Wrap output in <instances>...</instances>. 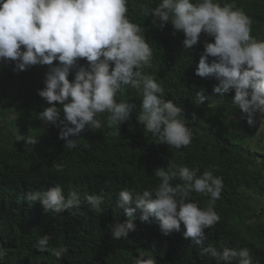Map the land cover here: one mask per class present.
Instances as JSON below:
<instances>
[{
  "label": "trees",
  "instance_id": "16d2710c",
  "mask_svg": "<svg viewBox=\"0 0 264 264\" xmlns=\"http://www.w3.org/2000/svg\"><path fill=\"white\" fill-rule=\"evenodd\" d=\"M159 2L129 0L127 16L141 26L153 49L152 67L142 70L163 86L165 100L182 109L192 129L193 139L187 147L177 149L145 134L136 120L141 97L128 86L117 100L132 103L135 109L131 119L121 125L120 135L109 134L112 129L107 127L105 112L98 116L101 129L86 128L78 146L66 149L59 129L38 118L51 106L38 95L51 66L35 65L17 73L13 71L15 62L0 63V245L8 250L0 264H134L140 251L151 255L157 264H216L203 253L210 245L218 250L248 248L253 264H264V131L260 140L255 139V127L250 128L247 119L241 118L242 112L239 119L243 124L236 126L232 119L238 109L233 103L234 91L223 97L213 94L218 81L195 75L204 43L214 42L212 38L202 34L198 45L185 50L183 32H175L170 22L158 28L153 18L144 14L145 8H154ZM218 2L222 6L234 3L251 19V35L264 40V0ZM78 63L86 65L87 61ZM75 71L68 77L70 82ZM201 89H206L202 104L197 96ZM57 107L62 109L58 103ZM24 136L39 142L25 145ZM170 160L199 168L200 174L213 169L223 177L224 188L215 205L220 221L205 229L207 239L196 245L184 238L183 224L179 232L165 236L154 219L142 222L137 213L136 231L126 240H114L112 225L128 220L117 206L119 192L154 188L160 182L155 169L167 168ZM172 183L180 181L177 178ZM57 184L66 197L72 190L81 194L78 209L45 212L39 201L26 199L28 192L46 191ZM84 193L103 196L101 212L90 209ZM191 196L201 207L209 200L195 192ZM45 234L50 237L49 245L40 250L37 239ZM60 246H66L68 252L58 260L52 249Z\"/></svg>",
  "mask_w": 264,
  "mask_h": 264
},
{
  "label": "clouds",
  "instance_id": "9594fccd",
  "mask_svg": "<svg viewBox=\"0 0 264 264\" xmlns=\"http://www.w3.org/2000/svg\"><path fill=\"white\" fill-rule=\"evenodd\" d=\"M129 0H0V63L15 62L14 72H22L35 65L51 66L45 87L38 91L49 107L39 113V119L59 129V139L66 149H75L78 138L86 128L101 129L98 116L108 113L107 127L112 136H119L121 125L131 119L135 105L124 99L128 86L137 90L141 105L136 120L159 143L180 149L191 144L192 129L186 124L182 109L165 100V91L154 76L142 69L151 68L153 49L142 34L140 25L127 16ZM152 23L163 29L169 22L175 32H183V47L191 50L204 34L214 42L204 43L195 75L215 78L213 94L221 97L233 92V103L250 126L260 114L264 125V40L252 35V21L234 3L218 0H160L154 8H145ZM23 49V50H22ZM209 58H212L211 61ZM85 59L86 65L79 60ZM54 61H59L54 65ZM75 71L70 82L69 75ZM206 89L197 96L202 104ZM57 103L62 106L57 107ZM63 112V117L61 116ZM195 119V114H193ZM21 139L25 145H36L32 136ZM159 184L142 192L121 190L117 206L128 217L124 223L112 225L114 240L127 239L136 231V214L140 220L158 223L165 236L179 232L184 238L202 245L207 239L205 229L220 221L215 210L216 201L224 188L222 176L213 169L200 174L199 168H189L170 160L167 168L154 171ZM179 179L175 185L173 180ZM209 197L203 207L191 194ZM84 201L91 210L101 212L103 196L84 193ZM29 201H39L46 212L63 213L79 208L81 194L72 190L67 197L57 184L48 190L27 193ZM49 235L37 239L36 247L47 249ZM68 252L66 246L52 249L58 260ZM203 253L214 258L216 264H253L248 248L225 247L218 250L211 245ZM8 250L0 245V261ZM134 264H157L146 252L140 251Z\"/></svg>",
  "mask_w": 264,
  "mask_h": 264
},
{
  "label": "rangeland",
  "instance_id": "374dc122",
  "mask_svg": "<svg viewBox=\"0 0 264 264\" xmlns=\"http://www.w3.org/2000/svg\"><path fill=\"white\" fill-rule=\"evenodd\" d=\"M241 115V110L238 108L237 111L232 115V119L233 121L236 123L235 125L236 126H242L243 122L239 119ZM256 124L254 126H250L249 124V127H255V130H254V137L255 139L257 140H260L261 138V133L262 131H264V125H261V121H260V114L257 113V117H256Z\"/></svg>",
  "mask_w": 264,
  "mask_h": 264
}]
</instances>
